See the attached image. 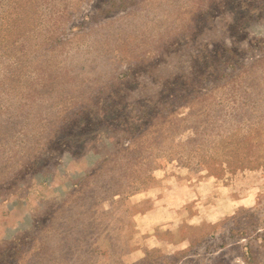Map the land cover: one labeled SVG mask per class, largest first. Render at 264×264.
<instances>
[{
	"label": "rangeland",
	"instance_id": "obj_1",
	"mask_svg": "<svg viewBox=\"0 0 264 264\" xmlns=\"http://www.w3.org/2000/svg\"><path fill=\"white\" fill-rule=\"evenodd\" d=\"M0 264H264V0H0Z\"/></svg>",
	"mask_w": 264,
	"mask_h": 264
}]
</instances>
